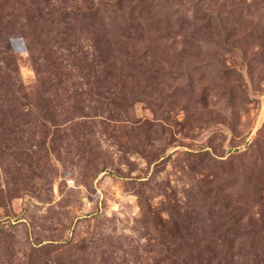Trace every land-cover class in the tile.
Wrapping results in <instances>:
<instances>
[{"label": "rangeland", "instance_id": "rangeland-1", "mask_svg": "<svg viewBox=\"0 0 264 264\" xmlns=\"http://www.w3.org/2000/svg\"><path fill=\"white\" fill-rule=\"evenodd\" d=\"M0 264H264V0H0Z\"/></svg>", "mask_w": 264, "mask_h": 264}]
</instances>
